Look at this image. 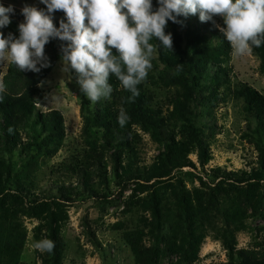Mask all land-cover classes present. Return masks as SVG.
Instances as JSON below:
<instances>
[{
  "label": "rangeland",
  "instance_id": "1",
  "mask_svg": "<svg viewBox=\"0 0 264 264\" xmlns=\"http://www.w3.org/2000/svg\"><path fill=\"white\" fill-rule=\"evenodd\" d=\"M0 1L19 8L42 4L41 0ZM193 17L194 27L197 16ZM214 19L223 26L221 17ZM165 31L172 34L173 48L159 46L155 38L150 41L158 47L142 82L151 95L149 104L154 112L134 122L131 134L115 139L106 127L97 126L94 135L87 132L89 114L103 102L113 103L115 97L111 94L109 99L90 101L81 92L75 72L62 70L60 58L39 84L36 104L42 112L59 110L63 115L61 143L52 134L46 135L35 120H27L20 130V144L0 145V175L11 188L22 183L36 195L47 197L59 194L62 185L81 190L82 181L91 176L107 196L90 198L82 188V195L74 192L72 199L64 202L67 218L61 229L65 243L61 264H137L125 235L139 229L145 232L146 246L162 251L155 264H217L230 259L229 244L241 248L264 241V179L232 184L216 177V171L223 170L262 172L264 134L235 89L249 83L264 94V58L255 47L250 55L234 56L229 44V52L222 58L207 57L221 63L214 62L211 70L200 76L195 74L198 50L187 45L186 36L176 35L182 32L181 27L168 21ZM8 64L4 62L1 78ZM180 64L182 70L177 71ZM223 66L232 67L227 80L219 77ZM116 104L121 107L120 102ZM177 151L184 153L182 161L191 164L174 167L164 181L143 176L123 188L117 184L115 172L122 171L119 163L133 160L150 168L166 161L170 166L174 162L168 160ZM184 199L197 213L191 216L197 225L194 232ZM21 219L27 229L21 261L49 264L50 253L34 247L35 242L47 239L48 227L29 214ZM159 219L163 229L155 222ZM163 230L174 251L164 240L156 239Z\"/></svg>",
  "mask_w": 264,
  "mask_h": 264
},
{
  "label": "trees",
  "instance_id": "2",
  "mask_svg": "<svg viewBox=\"0 0 264 264\" xmlns=\"http://www.w3.org/2000/svg\"><path fill=\"white\" fill-rule=\"evenodd\" d=\"M152 3L155 10L158 7L157 0H152ZM0 4L5 7L9 6V4L1 1ZM38 8H46V6L42 3ZM21 9L14 7V14H10L11 23L7 27L0 28V32H3L5 37L9 33H12L16 37L19 36L18 25L22 23L24 18ZM196 16L197 24L194 27L195 19L193 15L187 18L183 16L177 17L179 22L174 24L175 26L179 25L182 29L181 33L176 32L177 37L180 38L181 35L182 37L183 35L186 36L187 45H193V48L198 50L195 56V74L203 76L204 73L211 70V65L214 62H217L216 65L221 63V60L208 59L207 57L213 54L215 57L221 56L222 58L224 52L226 54L229 52V43L211 21L201 22L199 15L196 14ZM62 18H65V14L62 11L54 13V23L57 27H59V21ZM193 31L196 34H193ZM213 42L217 44L214 46V49L211 47ZM60 44L61 41L53 39L45 45V54L49 58L50 67L41 69L39 73L20 71L14 64L9 62L7 72L2 76L7 90L3 94V99L0 100V145L3 144L9 147L11 144H20L22 142L20 130L27 120H35L36 123L41 125L42 130L46 131V135L52 134L55 136L58 144L61 143V139L65 135L63 115L59 110L42 112L36 104V100L40 98L39 84L49 75L57 61L61 58ZM256 50L264 58V43L259 48H256ZM113 53L117 54L115 49H113ZM3 66L4 62L0 63V78ZM231 69L232 67L223 66L219 77L227 80L229 72L232 71ZM109 83L113 86L112 95L115 99L113 103L103 102L98 105L93 114H89L86 130L94 135V126L106 127L111 138L123 139L126 135L131 134L134 122L153 115L154 110L150 109L149 104L151 95L141 83L137 86L140 93L139 96L133 102H129L127 98L131 93L122 88L120 81L114 75L110 76ZM235 94L244 99L247 112L258 120L264 134V94L249 83H241L235 89ZM116 102H120L121 107L124 106L123 108L130 117L124 127H120L118 124L117 117L121 107L118 108ZM10 127L12 128L11 133L8 131ZM199 142L202 155H204V146L201 140ZM261 151L262 172L254 171L253 173H248L241 170H223L216 171V177H220L222 181L232 184L252 183V180H254V183H260L264 179V146L261 148ZM183 158L184 153L177 151L176 156L168 160V162H174L170 166L166 161L156 163L150 168H142L140 164L133 160H129L125 164L119 163L122 171L120 172L117 169L115 172L117 184L123 188L128 182L138 181L143 176L147 179L158 178V181H164L163 178L170 176L174 167L182 168L186 165V162L191 164L190 161H182L184 160ZM90 177L82 181V184H80L81 190L62 185L59 194L41 197L22 183L18 184L17 187L11 188L7 184L6 177L4 178L0 175V264H26L21 261V254L26 243L27 229L21 217L28 214L44 221L41 224L48 227L47 239L54 241L55 247L49 252V264H61L65 252V243L61 238V229L63 222L67 218L64 202L71 200L74 192L77 195H82L84 191L88 192L87 196L90 198L93 196L107 198L105 193L97 189ZM11 201L15 204H11ZM182 202L186 204L188 211L187 218L190 219L191 229L194 232L197 230V225L195 219L192 220L191 216L194 217L197 213H193V209L189 208L188 199H184ZM155 222L159 229H163V223L160 219ZM144 235V230L139 229L134 232H127L125 236L137 257V264H155L162 251L157 247L146 246L143 242ZM159 235L160 237L156 235V239L159 240L158 242H162L160 240L166 242V232L163 230L159 232ZM193 238L195 242L199 243V237L196 234H193ZM166 245H168L167 242ZM170 247L171 245H168V249L171 251L175 250V247ZM228 248L230 250V259L217 264H264V241L256 246L241 248L229 244Z\"/></svg>",
  "mask_w": 264,
  "mask_h": 264
},
{
  "label": "clouds",
  "instance_id": "3",
  "mask_svg": "<svg viewBox=\"0 0 264 264\" xmlns=\"http://www.w3.org/2000/svg\"><path fill=\"white\" fill-rule=\"evenodd\" d=\"M46 8L25 5L21 9L24 22L18 25L19 36L0 32V63L10 62L20 71L39 73L50 67L45 45L61 41L63 71H74L81 92L92 102L109 99L114 75L122 88L131 93L133 102L139 96L138 85L152 68L151 59L158 45L172 50V34L166 33L168 21L177 17L199 15L201 22L211 21L229 42L234 56L250 55L253 48L264 43V0H41ZM14 6L0 4V28L11 23ZM62 11L65 18L54 23V13ZM223 19V26L214 17ZM113 49L117 54L113 53ZM182 70V64L177 71ZM0 78V100L6 92ZM130 119L121 107L117 117L120 127ZM9 133L12 128L8 129ZM34 247L51 252L54 241L43 239Z\"/></svg>",
  "mask_w": 264,
  "mask_h": 264
}]
</instances>
